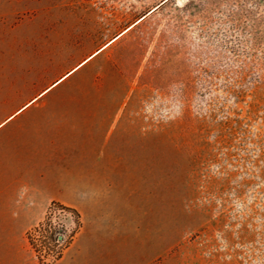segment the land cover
Wrapping results in <instances>:
<instances>
[{"label":"rangeland","instance_id":"rangeland-1","mask_svg":"<svg viewBox=\"0 0 264 264\" xmlns=\"http://www.w3.org/2000/svg\"><path fill=\"white\" fill-rule=\"evenodd\" d=\"M115 36L59 96L81 142H112L127 199L81 254L85 218L50 200L0 264H264V0H0V142H34L12 113L42 66ZM50 214L67 238L43 262Z\"/></svg>","mask_w":264,"mask_h":264},{"label":"crops","instance_id":"crops-1","mask_svg":"<svg viewBox=\"0 0 264 264\" xmlns=\"http://www.w3.org/2000/svg\"><path fill=\"white\" fill-rule=\"evenodd\" d=\"M113 41L97 47L95 50L99 51L78 67L95 50L83 59L67 63H60L56 56L42 66L41 80L30 82L32 93L23 104L25 107L12 113L14 118L26 112L25 131L34 142H0V244L20 241L22 236L15 233L16 228L32 224L50 200L76 208L85 218L82 236L71 253L86 251L87 241L104 242V212L110 205L121 209V193L124 191L127 199L129 192L127 183L117 179H127L128 172L123 176L114 169L112 151L107 149L112 142H89L88 137L81 142L82 127L69 120L70 113L59 94L62 86ZM33 114L37 116L29 122ZM84 129L92 131L90 127ZM116 221L121 224L120 214ZM95 250L103 251L99 246Z\"/></svg>","mask_w":264,"mask_h":264},{"label":"built area","instance_id":"built-area-1","mask_svg":"<svg viewBox=\"0 0 264 264\" xmlns=\"http://www.w3.org/2000/svg\"><path fill=\"white\" fill-rule=\"evenodd\" d=\"M55 211L59 213L68 212L70 215L74 214L72 208L58 204ZM63 224L55 220L54 215H48L43 222L38 225L37 234L35 238V245L37 252H41L42 261H49L54 259L61 252L60 247L65 242L67 235L63 231Z\"/></svg>","mask_w":264,"mask_h":264},{"label":"bare ground","instance_id":"bare-ground-1","mask_svg":"<svg viewBox=\"0 0 264 264\" xmlns=\"http://www.w3.org/2000/svg\"><path fill=\"white\" fill-rule=\"evenodd\" d=\"M130 27V26H129ZM129 27H127L126 29H128ZM125 29V30H126ZM124 31V30H123ZM120 34V33H119ZM118 34V35H119ZM117 35V36H118ZM117 36H115V37H113L111 40H109L106 44H104L102 47H104V46H106L107 44H109L111 41H113ZM99 50H96L95 52H93L91 55H89L87 58H85L83 61H81L78 65H77V67L78 66H80L81 64H83L86 60H88L89 58H91L92 56H94L97 52H98ZM63 77H65V76H63ZM63 77H60V78H63ZM43 92V91H42ZM41 92V93H42ZM40 93V94H41ZM26 105V104H25ZM25 105L24 106H22L20 109H18L15 113H17V112H19L22 108H24L25 107ZM13 115H11V116H9L6 120H9L11 117H12ZM4 122H2L1 124H3ZM0 124V125H1Z\"/></svg>","mask_w":264,"mask_h":264},{"label":"trees","instance_id":"trees-1","mask_svg":"<svg viewBox=\"0 0 264 264\" xmlns=\"http://www.w3.org/2000/svg\"><path fill=\"white\" fill-rule=\"evenodd\" d=\"M146 17V16H145ZM144 17V18H145ZM144 18H142L140 21H142ZM140 21H138L136 24H134L132 27H135ZM132 27H130V29L132 28ZM74 211V210H73Z\"/></svg>","mask_w":264,"mask_h":264},{"label":"water","instance_id":"water-1","mask_svg":"<svg viewBox=\"0 0 264 264\" xmlns=\"http://www.w3.org/2000/svg\"><path fill=\"white\" fill-rule=\"evenodd\" d=\"M143 16H144V15H143ZM143 16H142V17H143ZM142 17H140V18H142Z\"/></svg>","mask_w":264,"mask_h":264}]
</instances>
